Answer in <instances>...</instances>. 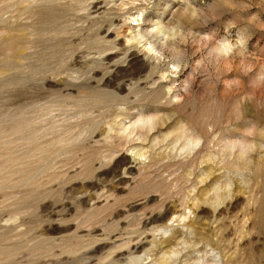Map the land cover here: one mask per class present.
<instances>
[{
  "label": "rangeland",
  "instance_id": "1",
  "mask_svg": "<svg viewBox=\"0 0 264 264\" xmlns=\"http://www.w3.org/2000/svg\"><path fill=\"white\" fill-rule=\"evenodd\" d=\"M0 264H264V0H0Z\"/></svg>",
  "mask_w": 264,
  "mask_h": 264
},
{
  "label": "bare ground",
  "instance_id": "2",
  "mask_svg": "<svg viewBox=\"0 0 264 264\" xmlns=\"http://www.w3.org/2000/svg\"><path fill=\"white\" fill-rule=\"evenodd\" d=\"M158 33L160 34H164L168 37H175L177 35V30H168V31H163V30H159ZM226 48V47H225ZM224 48V49H225ZM223 49V50H224ZM220 51V50H218ZM221 53V52H220ZM223 54V52H222ZM177 57V54H175V58ZM138 123H140L141 128H146L151 130L155 125L156 122L154 120V118H147V119H140L138 121ZM72 138H58L55 141H49L47 144H52L54 147H57L58 145H64V146H60L58 148H55L54 150H46L44 151V154H49V157L51 156L52 153H60L63 150H65V146L71 141ZM177 141H183V146H182V150H187V151H191L192 149H194L198 143V138L194 137L193 135H188L186 132H182L178 135V137L176 138ZM228 149L230 150H234V149H239V154L238 155V159L239 160H243L249 153V146L246 145H239L237 143L234 142H230L229 145L227 146ZM232 154V153H231ZM245 161V160H244Z\"/></svg>",
  "mask_w": 264,
  "mask_h": 264
}]
</instances>
